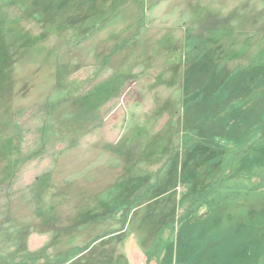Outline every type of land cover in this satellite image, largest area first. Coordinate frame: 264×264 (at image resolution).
Masks as SVG:
<instances>
[{
	"label": "rangeland",
	"instance_id": "rangeland-1",
	"mask_svg": "<svg viewBox=\"0 0 264 264\" xmlns=\"http://www.w3.org/2000/svg\"><path fill=\"white\" fill-rule=\"evenodd\" d=\"M263 176L264 0H0V264H264Z\"/></svg>",
	"mask_w": 264,
	"mask_h": 264
},
{
	"label": "trees",
	"instance_id": "trees-1",
	"mask_svg": "<svg viewBox=\"0 0 264 264\" xmlns=\"http://www.w3.org/2000/svg\"><path fill=\"white\" fill-rule=\"evenodd\" d=\"M211 146H213V147H215V145H206L205 147L206 148H212ZM233 148H236V147H239V146H242V143H240V142H236V143H233L232 145H231ZM217 147H219V145L217 146ZM252 147L253 146H251L250 148L248 147L247 148V150H246V153L245 154H242L241 156H245V155H248L251 151H252ZM213 149V148H212ZM217 151H221V149L220 150H217ZM243 153H244V151H243ZM216 154H214V152H211L210 150H209V152L206 154V158H204L205 160H207V161H212V160H214V157H215V159H217L216 158ZM245 157H243L242 159L240 158L239 160H238V162L239 161H242L243 159H244ZM236 161V160H235ZM236 162H231L230 164H235ZM230 164H229V167H230ZM195 174V173H194ZM193 174V172L192 173H189L188 172V175H187V178H188V180H189V177H192V175H194ZM195 176V175H194ZM264 177V176H263ZM187 178L185 177V180H187ZM263 185H261L260 184V188L262 187ZM258 187V185L256 186V187H253L252 189H250V190H247V194H250V193H252V192H255L254 191V189L256 190V188ZM221 189H224V188H222V187H218V185L216 184V183H214L212 186H210V187H208V188H205L204 189V196H203V198H204V200H210L209 199V196H211L212 194H213V192L214 191H216V190H221ZM206 191V192H205ZM257 191V190H256ZM223 196V195H222ZM222 196H221V194L220 193H217L216 194V196H215V198H219V199H221L222 198ZM202 198V199H203ZM194 199H197V197L196 196H194ZM229 199L230 198H226V199H222L223 200V202H229ZM230 200H236V198H233V199H230ZM207 203V202H206ZM206 203L205 202H203V205L205 204L206 205ZM194 211L193 212H191L190 214H194L196 211H195V209H193ZM262 210V209H261ZM190 211H192V210H190ZM260 213H262V212H258V214H260ZM87 249V248H86ZM85 249V250H86ZM208 255H210V253H208ZM211 259L212 260H214V258H213V254L211 255ZM207 264H215V260L213 261V262H210V261H208L207 260Z\"/></svg>",
	"mask_w": 264,
	"mask_h": 264
}]
</instances>
